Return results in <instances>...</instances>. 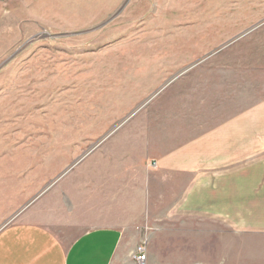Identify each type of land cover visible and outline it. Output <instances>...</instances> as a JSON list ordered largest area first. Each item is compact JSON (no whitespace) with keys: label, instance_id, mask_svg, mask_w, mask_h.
Masks as SVG:
<instances>
[{"label":"rangeland","instance_id":"obj_1","mask_svg":"<svg viewBox=\"0 0 264 264\" xmlns=\"http://www.w3.org/2000/svg\"><path fill=\"white\" fill-rule=\"evenodd\" d=\"M231 70L242 74L244 108L260 101L264 134V0H0V229L15 220L13 202L39 199L148 114L154 126L170 119L157 138L202 135L206 78L226 82ZM164 176L169 191L150 200L146 264H264L263 191L242 232L234 201L228 222L204 218L203 175Z\"/></svg>","mask_w":264,"mask_h":264},{"label":"crops","instance_id":"obj_2","mask_svg":"<svg viewBox=\"0 0 264 264\" xmlns=\"http://www.w3.org/2000/svg\"><path fill=\"white\" fill-rule=\"evenodd\" d=\"M222 78H206L211 93L203 99L202 135L178 144L157 138L170 119L158 116L154 126L148 114L132 136L115 140L93 162L75 168L95 150L81 157L39 199L23 208L13 202L11 214L19 211L0 229V264H137L132 255L147 239L150 200L155 191H169L163 187L167 173L203 175L204 218L211 222L214 211L228 222L234 201V222L243 232L245 208L254 209L264 192L260 101L244 108L242 74L231 70L226 82ZM261 162L262 173L257 168ZM150 171L159 180L155 187L149 184ZM229 176L234 177V188ZM193 188L181 191L188 194ZM260 223L264 225V218Z\"/></svg>","mask_w":264,"mask_h":264},{"label":"built area","instance_id":"obj_3","mask_svg":"<svg viewBox=\"0 0 264 264\" xmlns=\"http://www.w3.org/2000/svg\"><path fill=\"white\" fill-rule=\"evenodd\" d=\"M154 166V163L152 164ZM133 259L136 261L137 264H146L147 261V245L146 242L143 241L135 248L133 253Z\"/></svg>","mask_w":264,"mask_h":264},{"label":"water","instance_id":"obj_4","mask_svg":"<svg viewBox=\"0 0 264 264\" xmlns=\"http://www.w3.org/2000/svg\"><path fill=\"white\" fill-rule=\"evenodd\" d=\"M125 3H126V1L123 3V5L120 7V9L115 13V15L123 8V6L125 5Z\"/></svg>","mask_w":264,"mask_h":264}]
</instances>
